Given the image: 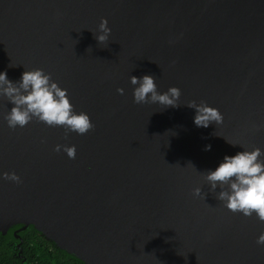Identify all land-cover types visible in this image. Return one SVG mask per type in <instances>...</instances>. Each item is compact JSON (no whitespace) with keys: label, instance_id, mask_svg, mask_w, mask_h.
I'll return each instance as SVG.
<instances>
[{"label":"water","instance_id":"1","mask_svg":"<svg viewBox=\"0 0 264 264\" xmlns=\"http://www.w3.org/2000/svg\"><path fill=\"white\" fill-rule=\"evenodd\" d=\"M35 68L93 128L10 129L0 98V174L20 177L0 176V236L21 264L30 227L81 264H264V221L226 209L204 180L225 154L264 153V0H0V71ZM145 74L178 87V107L134 103L129 77ZM189 101L223 122L196 127Z\"/></svg>","mask_w":264,"mask_h":264},{"label":"clouds","instance_id":"2","mask_svg":"<svg viewBox=\"0 0 264 264\" xmlns=\"http://www.w3.org/2000/svg\"><path fill=\"white\" fill-rule=\"evenodd\" d=\"M111 28L106 18H101L94 38L99 44L109 40ZM133 85L132 96L134 103H154L167 107H178L180 97L178 87H169L167 91L157 89L152 75L130 76ZM117 92L123 94L124 89ZM0 98H5L11 105L3 115V121L10 129L23 128L33 119L50 127H63L65 134L75 132L83 135L93 128L86 112H76L67 95V89L62 88L42 68L25 70L18 80L9 79L7 70L0 71ZM187 107L195 110L193 124L196 127L207 128L212 122L221 124L222 113L215 107L201 101H189ZM227 140V139H226ZM43 142V141H42ZM228 143L235 145L231 141ZM242 147V146H241ZM243 148V147H242ZM212 145L205 144L204 151H211ZM63 150L68 158L74 159L75 145H55L54 151ZM264 156L259 147L248 150L243 148L233 155L225 154L214 169L204 175V180L212 191L219 188L216 199L232 212H239L245 217L255 215L264 221ZM4 179L19 183L20 177L15 172L0 174ZM194 197L204 199L200 187L193 190ZM256 243L264 245V232L257 237Z\"/></svg>","mask_w":264,"mask_h":264},{"label":"trees","instance_id":"3","mask_svg":"<svg viewBox=\"0 0 264 264\" xmlns=\"http://www.w3.org/2000/svg\"><path fill=\"white\" fill-rule=\"evenodd\" d=\"M22 254L30 264H81L67 253L54 247L50 242L31 227L21 234ZM10 234L0 236V264H21L20 259L13 256Z\"/></svg>","mask_w":264,"mask_h":264}]
</instances>
